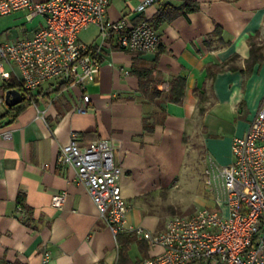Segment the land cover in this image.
I'll use <instances>...</instances> for the list:
<instances>
[{
  "label": "crops",
  "instance_id": "crops-1",
  "mask_svg": "<svg viewBox=\"0 0 264 264\" xmlns=\"http://www.w3.org/2000/svg\"><path fill=\"white\" fill-rule=\"evenodd\" d=\"M139 1L109 0L107 15L149 21L159 9L184 0H159L137 12ZM194 1L197 9L157 23L161 43L154 52L104 46L99 70L85 85L87 102L49 80L36 90L40 112L28 105L12 122L0 121V264H39L42 247L50 251L48 264H120L117 235L123 233L124 240L130 232L114 236L75 169L56 161L71 135L79 145L111 141L113 161L121 168L120 191L130 205L126 222L149 230L168 216L154 208L155 199L177 186L188 139L197 135L205 157L230 162L232 136L245 132L264 99V59L248 63L249 38L262 37L264 0ZM39 24L40 19L34 30ZM94 28L88 43L97 40ZM208 66L216 68L211 76ZM134 67L156 68L165 88L172 77H184L182 100L147 99ZM1 83L0 78V99ZM82 104L85 109H78ZM5 108L3 100L0 111ZM61 191L63 205L52 206V194ZM158 249L135 236L121 264H136Z\"/></svg>",
  "mask_w": 264,
  "mask_h": 264
},
{
  "label": "built area",
  "instance_id": "built-area-1",
  "mask_svg": "<svg viewBox=\"0 0 264 264\" xmlns=\"http://www.w3.org/2000/svg\"><path fill=\"white\" fill-rule=\"evenodd\" d=\"M157 1L140 0L134 9L142 12ZM108 5L109 0H0V14L23 9L28 19L40 17L31 36L0 43V78L14 76L23 98L39 112L36 90L49 80L71 87L87 102L85 85L99 70L104 46L145 53L156 51L161 43L145 18L112 19ZM90 25L98 30L97 40L85 43L78 34ZM260 35L264 37V21ZM46 91L54 94L52 87ZM230 156L227 164L205 157L203 183L214 207L169 215L156 230L127 224L130 205L120 191L121 168L113 161L109 139L79 145L71 135L59 146L56 161L75 169L114 236L132 232L159 248L136 264H264V99L245 132L232 136ZM65 197L66 191L53 193L51 205L61 207ZM49 260V249L42 247L39 264Z\"/></svg>",
  "mask_w": 264,
  "mask_h": 264
},
{
  "label": "rangeland",
  "instance_id": "rangeland-1",
  "mask_svg": "<svg viewBox=\"0 0 264 264\" xmlns=\"http://www.w3.org/2000/svg\"><path fill=\"white\" fill-rule=\"evenodd\" d=\"M25 10H13L0 14V43L29 36L38 25L40 17L28 19ZM95 35L94 26L81 30L78 37L88 43ZM205 156L200 147L197 135L188 139V153L185 167L179 178L177 186L169 194L156 198L154 208L165 215L189 214L194 209L203 206L214 207L212 193L204 186L203 168ZM134 258V254H132Z\"/></svg>",
  "mask_w": 264,
  "mask_h": 264
},
{
  "label": "trees",
  "instance_id": "trees-1",
  "mask_svg": "<svg viewBox=\"0 0 264 264\" xmlns=\"http://www.w3.org/2000/svg\"><path fill=\"white\" fill-rule=\"evenodd\" d=\"M198 8V4L194 0H184L180 5H170L167 8L163 7L159 9L158 15L154 19H150L148 22L156 28L157 23L163 20H170L174 16L184 13L186 11H192ZM218 28V27H217ZM215 29V32L217 31ZM257 34H254L249 38V46H250V56L248 59V63H257L261 62L264 59V37L257 38ZM229 68L235 67L232 64H229ZM216 70L213 66H208V75L211 76L213 72ZM134 74L138 77L139 80V91L144 95L147 99L154 100L156 98H160L162 95L170 101L179 102L182 100L184 95L185 88V78L182 76H174L170 79L168 83V88L163 87L164 80L162 79L160 73L154 67H134ZM1 88L3 90V95L1 97L2 101L4 100V91L9 88L20 89L19 82L15 79L14 76H10L7 79H3L1 83ZM30 101L26 98H23L20 102L7 106L3 112L0 111V121L6 118V123L12 122L17 115L28 105H30ZM203 108L200 107V111L202 112ZM144 125L147 126L146 123ZM149 127V126H148ZM123 233L117 235L118 239V263H123L127 257V248L128 244L135 239V234L132 232L125 233L124 240L121 239Z\"/></svg>",
  "mask_w": 264,
  "mask_h": 264
},
{
  "label": "water",
  "instance_id": "water-1",
  "mask_svg": "<svg viewBox=\"0 0 264 264\" xmlns=\"http://www.w3.org/2000/svg\"><path fill=\"white\" fill-rule=\"evenodd\" d=\"M23 99V95L16 88H9L4 91V104L7 106L14 105Z\"/></svg>",
  "mask_w": 264,
  "mask_h": 264
}]
</instances>
